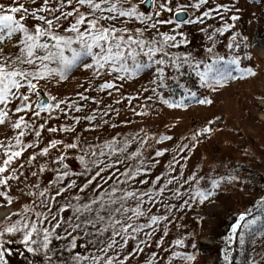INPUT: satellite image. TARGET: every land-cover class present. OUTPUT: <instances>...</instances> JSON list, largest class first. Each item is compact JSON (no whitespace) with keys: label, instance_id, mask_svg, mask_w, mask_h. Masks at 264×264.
<instances>
[{"label":"snow or ice","instance_id":"1","mask_svg":"<svg viewBox=\"0 0 264 264\" xmlns=\"http://www.w3.org/2000/svg\"><path fill=\"white\" fill-rule=\"evenodd\" d=\"M239 18L237 0L0 3V204L19 205L0 220V264H8L10 239L22 244L18 255L31 257L26 264H195L196 255L186 247L195 248L187 231L167 250L162 246L169 225L183 227L181 211L244 183L235 165L225 174L204 171L203 160L188 168L199 145L215 135L221 117L214 115L179 137L171 152L153 144L173 141L172 135L143 129L89 141L83 133L116 128L112 115L121 113L88 91L95 87L109 99L115 94L114 105L124 102L140 117L187 110L189 103L212 106L214 95L231 82L261 74L249 63V36L237 27ZM190 28L204 37L202 53L191 47ZM78 69L87 72V88L80 85L76 99L48 91ZM140 78L139 88H125ZM134 100L143 102L133 106ZM89 101L98 107L84 111ZM51 120L65 123L51 126ZM44 133L53 138L41 146ZM165 154L170 157L166 168L157 159ZM255 203L253 211L260 215L240 212L223 237L224 264H232L235 244L242 248L248 236L264 238V194ZM193 219L204 218L196 214ZM158 230L162 235L154 239ZM149 245L156 249L150 258L142 256ZM248 264L262 260L254 254Z\"/></svg>","mask_w":264,"mask_h":264},{"label":"rangeland","instance_id":"2","mask_svg":"<svg viewBox=\"0 0 264 264\" xmlns=\"http://www.w3.org/2000/svg\"><path fill=\"white\" fill-rule=\"evenodd\" d=\"M3 1L0 0V3ZM237 3L240 11L237 27L249 36L252 53V59L249 63L257 66L261 70V74L255 79L231 82L230 86L214 95L212 106H196L189 103L187 110L164 109L157 115L135 116L132 122H134V126L147 127L153 125L157 128V134L172 135L173 141L161 143L162 147H168L169 152H171L179 137L190 134L214 115L219 116L221 119L219 123L215 124V135L199 145L188 161V168H193L203 160L204 171L215 169L220 174H225L229 170L220 166L226 163L220 164L218 161L221 158L232 157L238 162H247V168H251V171H256L261 176L259 171H264V99H261L262 94H264V37L262 34L264 31V0L257 3L237 0ZM189 37L192 41L191 47L202 53L203 35L197 32L195 28H190ZM218 50L223 51V41L218 44ZM86 73L83 69L77 70L72 77L70 75L69 85L65 81L59 87L53 86L48 91L52 95L61 97L67 90L66 85L69 86L68 88H72L73 83L79 85L80 82H83ZM142 83H144V79L131 82L129 90L133 91L139 88ZM193 87L198 86L193 85ZM53 121L57 125L61 124V120L49 122ZM173 125L175 126L173 127ZM3 132L4 129L0 128V138H2ZM55 138H60V136L56 135ZM41 145H43V141H41ZM253 161L258 166L259 171L255 169V166L248 163ZM69 162L75 170L79 171L78 162L71 159ZM238 162L235 163L238 164ZM241 179L243 180L244 176L241 175ZM259 179L264 182V176L259 177ZM231 186H235V184ZM256 198L257 196H247L240 191L236 192L229 187H224L210 202L200 205L201 210L199 209V211L204 219L200 222L199 230L195 232V234L198 233L195 243L198 244L199 250L193 249L190 245L186 246L187 251L196 255L195 264H224L222 259L224 236L221 235L224 234V229L219 223L223 220L230 222L240 212L254 207L256 204L253 201ZM18 207L19 205L16 203L11 206L0 204V220H3L8 212L15 211ZM160 235H162V231L158 230L154 239H158ZM174 237L177 238L175 232L172 234V231H169L165 237L163 249L166 250V246ZM80 243H83V240ZM5 246L12 250L11 254L7 256L8 264H26V257L28 261H31V257L27 254L26 256L18 255L19 252L24 251L19 239H10ZM151 251H156L154 245H149L142 256L150 258ZM255 254L258 259H264V249L258 248ZM160 255L165 257L166 252H161ZM35 264H39V262L37 261ZM132 264H136V261H132ZM141 264H143L142 260ZM178 264H187V262L180 261Z\"/></svg>","mask_w":264,"mask_h":264},{"label":"trees","instance_id":"3","mask_svg":"<svg viewBox=\"0 0 264 264\" xmlns=\"http://www.w3.org/2000/svg\"><path fill=\"white\" fill-rule=\"evenodd\" d=\"M249 2H253V3H257L261 0H248ZM8 0H4L1 3H7ZM263 37H264V31L262 32ZM81 70V69H78ZM74 70L73 72H71V77L73 76V74L75 73ZM69 75V77H70ZM87 76V73L84 75L83 77V82H80L79 85H75L73 83V87L72 88H68L69 84H70V78L68 77V79L66 80V83L68 85H66L67 90L66 92L61 95V97H70L72 99H76L74 93L76 91H80V85H84L85 88H87V83L85 82V77ZM138 80H143V78H140ZM137 80V81H138ZM130 83H127L125 85V88L128 89L129 92H131L129 90V86ZM93 85H95V82H93ZM89 95H95L97 96L98 99H101L103 101V104H108V105H112L113 107L117 108L121 115L119 117H116L115 115H112V122L117 124V127L112 129V128H107L105 127L102 131H94V132H87V133H83V136L85 138H87L89 141H92L97 135H100L104 138H107L110 134H116L119 133L120 135H131L134 132H138L140 129H143L144 133H148V132H153L156 133L157 128H155V126H147V127H143V126H134V122L130 123V124H124L121 125L119 124L120 120H124V119H129L132 121V119L135 117L134 115L131 114L130 111L127 110V106L124 104V102H121L119 105H114L113 104V99H115V94L113 95V99H109L107 96H104L102 93L99 92L98 89H96L95 87H93V89H89L88 91ZM143 102V101H133L132 105L135 106L138 103ZM83 103V102H81ZM102 105H99V107H103ZM98 107V105H96L95 103L89 101L84 109V111H88L91 108H95ZM136 110L139 112L141 111V109L139 107L136 108ZM79 115H83V112L79 113ZM65 123V121L61 120V124ZM49 125L51 126H55L57 125V123L55 121L53 122H49ZM82 127V125H81ZM77 131H80V128H77ZM53 134H49L46 133L45 135H43V143L44 141L48 140L49 138H53L52 137ZM63 138L65 140L68 139L67 135H64ZM162 143V142H161ZM43 146V145H41ZM153 147H162V144L157 146L155 144H153ZM169 155L165 154L164 157L162 158H157L161 161V164L163 165L164 168L167 167V164L169 162ZM39 159V157L37 158ZM69 162V161H68ZM235 162H238V160H235L232 157H229L227 159H223L221 158L218 163H226L224 164L225 168H227L228 170L231 169V167L233 165H235L237 172L244 176V183L242 184H235V186H229V188H231L234 191H240L242 194L247 195V196H257V198L253 201L254 204L255 201L258 199V196L260 194H264V187H263V181H261L259 179V177L264 176V171H259L257 168L258 166L256 165V163L253 161L252 163L248 162L249 164L255 166V169L257 171L260 172L261 176L259 174L256 173V171H251V168H247V162H242V164H239L240 162H238V164H236ZM69 164L73 167V165L69 162ZM221 167V166H220ZM218 167V168H220ZM74 168V167H73ZM159 169V166H157V169ZM221 169V168H220ZM77 171V170H76ZM155 171V170H154ZM238 189V190H237ZM199 209L201 210L200 205H197L195 207L194 210H185V211H181L180 212V221L181 224L183 225V227L177 226L175 228H173L171 225H169V231H172V234L175 232V234L178 236V234H183L185 231H187L190 234V243L195 245L194 249H198L199 250V246L198 244L195 243V239H197L198 233L195 234V232H197L199 230L200 227V222L194 220V216L196 214H200V216H202V214L200 213ZM251 209V210H250ZM253 209H256V205L252 208H249L248 211H250L253 215H260L259 210L257 209L256 211H253ZM238 218V214L236 215L235 218L231 219V221L227 222L225 220L221 221L219 224L220 226L224 229V234H221L223 236H225L226 234H228L229 230H230V225L235 221V219ZM250 218V217H249ZM239 231V230H238ZM176 238V237H174ZM173 238V239H174ZM264 238L260 237V236H256V237H252V236H248L246 237V242L245 245L241 248V246L237 243L235 244V251L233 252V262L232 264H248V258L253 256L255 254V251L258 250V248H260L261 250L264 249ZM190 245V244H189ZM187 245V246H189ZM168 249V246H166V250ZM256 255V254H255ZM262 263H264V259L262 260Z\"/></svg>","mask_w":264,"mask_h":264}]
</instances>
